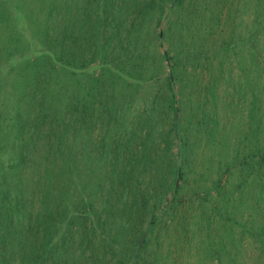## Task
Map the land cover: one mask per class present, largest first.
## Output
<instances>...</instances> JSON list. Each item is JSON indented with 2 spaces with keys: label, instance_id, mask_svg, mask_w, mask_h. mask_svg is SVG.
<instances>
[{
  "label": "rangeland",
  "instance_id": "rangeland-1",
  "mask_svg": "<svg viewBox=\"0 0 264 264\" xmlns=\"http://www.w3.org/2000/svg\"><path fill=\"white\" fill-rule=\"evenodd\" d=\"M243 244L264 264V0H0V264Z\"/></svg>",
  "mask_w": 264,
  "mask_h": 264
},
{
  "label": "trees",
  "instance_id": "trees-1",
  "mask_svg": "<svg viewBox=\"0 0 264 264\" xmlns=\"http://www.w3.org/2000/svg\"><path fill=\"white\" fill-rule=\"evenodd\" d=\"M49 37V36H48ZM55 42H56V39H55V37L52 39V40H49L48 38H47V48H48V55H47V53L45 54V52L43 51V55H44V59L46 60V62L48 63V68H49V72L48 73H52V71L53 70H56V68L55 67H53L52 65L54 64L53 63V57H55V51L54 50H51L52 48H53V46L55 45ZM47 55V56H46ZM51 66V67H50ZM51 87V84H49V88ZM48 88V89H49ZM68 84L67 83H64L63 85H62V89L64 90V93L65 94H69L70 93V91H68ZM213 94H214V92H212ZM176 94V93H175ZM67 111L70 113L69 115H71V113L73 114L74 113V98H72L71 100H69L68 102H67ZM49 118H51V120L52 119H54L55 121L54 122H51L52 124H53V127H60V125H62L63 127L67 124L65 121H59L58 122V117L56 116V117H49ZM71 122V121H70ZM69 123V122H68ZM61 128V127H60ZM65 128V127H64ZM54 131L55 130H52L51 132H50V135H53L54 134ZM234 248H235V250H239V252L237 251V253L239 254V256H238V262L239 263H241V264H244L245 262V260L248 258V256L245 258L244 256H241V255H244L243 254V252L242 251H246V253H245V255H250L249 254V249H248V246L247 245H245L244 246V244L242 245V246H240V245H238V246H234ZM240 248H241V250H240ZM235 261V260H234Z\"/></svg>",
  "mask_w": 264,
  "mask_h": 264
},
{
  "label": "water",
  "instance_id": "water-1",
  "mask_svg": "<svg viewBox=\"0 0 264 264\" xmlns=\"http://www.w3.org/2000/svg\"><path fill=\"white\" fill-rule=\"evenodd\" d=\"M144 240V239H143Z\"/></svg>",
  "mask_w": 264,
  "mask_h": 264
}]
</instances>
